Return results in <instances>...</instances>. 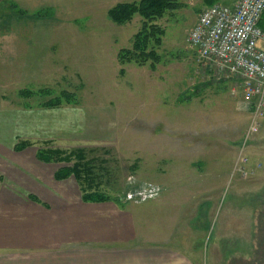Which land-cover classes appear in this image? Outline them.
<instances>
[{
	"label": "rangeland",
	"instance_id": "obj_1",
	"mask_svg": "<svg viewBox=\"0 0 264 264\" xmlns=\"http://www.w3.org/2000/svg\"><path fill=\"white\" fill-rule=\"evenodd\" d=\"M125 1L134 0H0L2 144L14 145L15 151L25 141L35 145L15 134L25 131L18 111L74 95L61 108L105 112L108 119L100 132H113L107 142L79 147L95 174L88 191L104 192L123 211L136 212V222L145 217L146 234L152 235L145 238L173 245V161L185 155L193 162L192 175H203V182L191 188V231L179 233L178 241L186 240L191 248L193 243L202 264H264V117L252 133L254 119L240 102L237 84L217 78L189 47L188 36L210 5L179 0L182 8L156 21L165 35L153 68L151 61H118V52L131 48L142 24L139 15L124 25L111 21L109 9ZM46 142L37 146V159ZM50 143L49 149L58 148ZM50 164L61 168L68 163ZM243 165L244 175L237 172ZM2 180L0 174V184ZM63 183L71 184L69 193L77 191L75 176ZM138 183L163 193L145 202H126L125 194ZM68 218L75 223L70 225L74 233L85 226ZM100 224L87 229L95 232ZM139 226L135 223L134 230Z\"/></svg>",
	"mask_w": 264,
	"mask_h": 264
},
{
	"label": "crops",
	"instance_id": "obj_2",
	"mask_svg": "<svg viewBox=\"0 0 264 264\" xmlns=\"http://www.w3.org/2000/svg\"><path fill=\"white\" fill-rule=\"evenodd\" d=\"M217 1L231 5L238 0ZM27 40L35 49V40ZM105 114L84 106L21 109L16 117L25 131L15 134L35 143L23 151L2 144L0 127V264H202L193 243L191 248L186 240L178 241L179 233L191 231V188L203 182V175H192L193 162L185 155L173 161V245L145 238L152 237L146 234L145 217L136 222V212L123 211L116 201H85L76 178L72 185L77 191L69 193L71 184L63 182L72 176L58 180L60 168L36 158L37 146L45 141L65 149L107 142L113 132L99 129L108 119ZM68 215L84 222L79 233L71 231L75 223ZM138 222L140 230L135 231ZM88 224L100 225L89 232Z\"/></svg>",
	"mask_w": 264,
	"mask_h": 264
},
{
	"label": "built area",
	"instance_id": "obj_3",
	"mask_svg": "<svg viewBox=\"0 0 264 264\" xmlns=\"http://www.w3.org/2000/svg\"><path fill=\"white\" fill-rule=\"evenodd\" d=\"M263 22L264 0H238L232 6L216 3L201 12L188 36L199 63L212 69L217 78L237 84L240 102L254 119L251 132L258 131L264 117ZM244 167L238 166L237 172L244 175ZM161 191L151 184L138 183L126 199L145 202L158 197Z\"/></svg>",
	"mask_w": 264,
	"mask_h": 264
},
{
	"label": "trees",
	"instance_id": "obj_4",
	"mask_svg": "<svg viewBox=\"0 0 264 264\" xmlns=\"http://www.w3.org/2000/svg\"><path fill=\"white\" fill-rule=\"evenodd\" d=\"M217 0H206L212 5ZM184 6L179 0H138L133 2H121L109 9L108 16L114 23L124 25L129 23L135 15L142 18L140 30L134 35L131 48H123L118 52V61L120 64L135 62L138 65H144L147 61H151L153 68L160 61V54L156 48L162 45V36L165 35V29L157 24V20L164 17L166 13L176 11ZM264 28V22L261 24ZM124 68L120 69V73H124ZM74 95L64 94L48 102V107H57L66 99L72 102ZM43 106V105H42ZM32 143L25 141L17 145V150L30 146ZM50 142L44 143L45 148H40L38 158L46 163L51 162H67V166L61 167L57 173L58 180H65L71 176L77 179L83 199L89 202H106L113 198L104 192L88 191L93 190V174L91 163L84 162L85 149L76 148L65 150L63 148L47 147Z\"/></svg>",
	"mask_w": 264,
	"mask_h": 264
}]
</instances>
